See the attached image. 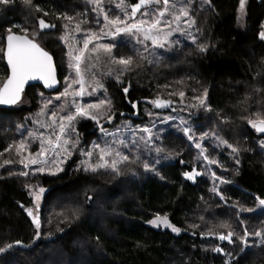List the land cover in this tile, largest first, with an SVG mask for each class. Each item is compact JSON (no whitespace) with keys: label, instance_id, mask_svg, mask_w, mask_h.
<instances>
[{"label":"trees","instance_id":"obj_1","mask_svg":"<svg viewBox=\"0 0 264 264\" xmlns=\"http://www.w3.org/2000/svg\"><path fill=\"white\" fill-rule=\"evenodd\" d=\"M118 2L102 0L110 17L119 15L123 18V12L115 7ZM136 2L125 0V5ZM93 7L87 0H31L30 4L25 0H13L7 8L0 6V77L5 80L9 74L4 52L7 29L11 27L12 32L19 33H25L22 28H27L25 34L54 56L61 79V86L55 92L47 91L42 85H32L24 91V104L0 105V153L16 140L6 131V122L12 118L21 121L37 113L45 98L55 99L64 90L65 77L75 78V69L69 68L68 44L83 47L86 30L100 32L103 16H97ZM65 14L72 16L73 21L64 19ZM190 15L195 20L192 27L180 24L190 36L174 32L169 40L171 46L166 45L163 49H153L147 42L148 51L144 53L147 59L143 61L136 54L137 50L144 51L143 45L137 44L129 35L120 34L114 40L98 41L116 43L113 54L117 57L133 56L132 70L125 72L122 83L118 84L115 69L119 66L108 64L103 54L97 61L93 54V58L84 61V67L88 63L95 65L87 75L91 79L94 75L104 87L97 95L86 98L84 104L102 99L111 101V114L117 122L128 119L132 125L140 126H150L174 113L187 119V113H190L194 117L189 124L197 138L199 133L209 132V137L201 143L206 155L219 164L207 165L198 156L199 150L183 136L180 124L173 120L157 125L154 130L159 139L153 143L162 148L161 152L145 149L141 144L140 160L131 162L130 159L127 164H122V174L105 170L85 172L82 165L85 157L78 150L88 149L99 134L95 121L79 118L73 126L83 136L82 142L76 153L62 165V171L55 175L39 172L23 178L18 175L22 171L20 165L7 164L0 168V247L16 240L22 242V245H14L0 253V264H45L46 259L51 264L49 256L53 252L65 264H225V261L229 264H264V245L259 244L257 238L250 236V246L244 252L237 239L245 228L250 233L257 229L264 231V208L256 200V197L264 199V150L260 147L264 134L256 133L247 120L242 119L255 118L252 114L258 110L264 115V104L256 103L264 97V91L253 92L255 87L264 88V41L258 35L264 30L261 28L264 0H246L242 13L239 0H210L203 6L201 0H193ZM140 16L138 12L135 19ZM40 19L55 27L42 31ZM81 21L82 31L76 32L75 23ZM16 24L19 27H13ZM65 24H68L67 29ZM62 36L64 40H61ZM191 37H195L196 43ZM95 43L97 41L89 48ZM201 43L209 46L203 53L197 51V44ZM149 60L154 62L150 64ZM109 69H113L111 76L106 74ZM123 87H129L127 94L122 91ZM204 89H207L205 103L211 107L210 112L199 106L190 107L198 105L193 97L200 96ZM179 91L185 92L182 103L178 95H169ZM246 94H251L248 103H238ZM157 97L173 103L167 109H156L148 101ZM62 98L55 102L61 104ZM132 102L136 103V109L131 107ZM225 117L227 122H222ZM105 126L109 127L108 124ZM213 131L238 147V155L231 154L226 145L216 147L211 139ZM126 154L131 158V153L127 151ZM146 160L154 165L155 171L144 170ZM193 167L201 173L194 181L182 175ZM10 172L13 175H9ZM212 172L228 183L213 181ZM33 182L48 188L41 209V235L35 240V226L24 211V208L34 206L26 187ZM214 184L224 196L223 201L210 191ZM98 188L105 191L110 202L106 207L114 212L105 219L93 218L91 213L93 203L99 199L94 192ZM240 205L253 211H238ZM157 214H167L170 223L181 232L176 234L168 228L148 224L147 221ZM222 222H227L230 227H218ZM193 224L197 227L193 228ZM209 229H212L211 234ZM228 231L235 233L233 244L218 238L217 233L226 235ZM216 247H221L223 254L213 251Z\"/></svg>","mask_w":264,"mask_h":264},{"label":"snow or ice","instance_id":"obj_2","mask_svg":"<svg viewBox=\"0 0 264 264\" xmlns=\"http://www.w3.org/2000/svg\"><path fill=\"white\" fill-rule=\"evenodd\" d=\"M13 0H0V6H4L7 8ZM246 0H239V11L242 13L245 8ZM26 4H30L31 0H25ZM87 3L90 5H94L92 11L97 13V16L102 15L104 20V25L100 28V32H92L91 30H86V34L83 37V47H79L76 49H72L69 46V68L75 69V78L71 83H68L67 87H65L64 91L55 97L57 101L64 97L72 96L82 97L85 95L86 85L91 88V92H95L97 88H103L104 85L100 83L99 80L92 76L91 83L86 80V75L88 72L95 67V65L88 63L84 68H82V62L86 60H90L93 58V54H95L94 58L99 61L101 54H103L105 61L111 65H118L119 67L115 69L116 71V82L122 83L121 77L125 72L132 70L133 65V56L129 55L127 57L120 56L117 57L113 54V49L117 47L116 43H99L98 41L101 38V33L103 35H108L113 38V40L120 34H125L131 36L137 44L143 45L144 51L140 52L137 50V55L140 57L141 61L147 59L144 55L148 51V43L150 42L153 46L159 47L161 49L165 48L166 45L171 46V42L169 41V37L173 35L174 32H183L186 35H191L187 33L185 29L180 28V24L183 23L187 25L189 28L192 27L195 23V20L190 15V10L192 8L193 0H137L136 3L125 5V0H119L116 3L115 7L123 12V18L117 15L114 17H110L108 13L105 11L102 0H87ZM210 0H201V6L208 5ZM152 6H155L153 8ZM130 8V12L128 11ZM144 9V11H140ZM40 11L39 7L36 9ZM140 12L142 18L135 19L137 13ZM47 15L48 13H44ZM77 15H80L77 13ZM59 18V17H58ZM64 19L69 22L73 21L72 16H68L65 14ZM133 22H128V21ZM97 24L99 25V19H97ZM81 22L75 23V31L80 32ZM172 25H176V27H172ZM13 27H19L18 25H13ZM39 27L41 30L55 27V25H50L46 23L43 19L39 20ZM64 28H68V24L64 25ZM261 28L264 29V24L261 25ZM106 29V31H105ZM22 31L27 33V28H22ZM9 33L7 35V47L4 52V56L7 60L8 68L10 69V75L7 76V79L0 85V105H15L21 99V92L23 91L24 85L29 80H40L43 82L45 88H52L56 83V75L55 69L53 66V58L52 56L44 51L38 43L34 41V39L28 38L27 35L20 36L12 34V29L9 27L7 29ZM259 38L264 41V30L259 32ZM65 37H61V40H64ZM192 42L196 43L195 37H191ZM93 41H97L93 47L89 48V45L93 44ZM178 43V42H177ZM208 44L201 43L197 44V51L203 53L208 49ZM86 51L88 55L86 56ZM155 54L154 51L152 53ZM159 61V57H156V62ZM154 61L149 60L148 63H153ZM113 69H109L106 73L107 75H112ZM65 80L68 81L69 77H65ZM72 84H78L79 88L77 90L69 91L72 88ZM122 91L127 94L129 92V87H123ZM264 91V88L255 87L253 88V92L259 94ZM42 95V94H41ZM169 95H178L181 98V103L183 102V97L185 96L184 91H179L178 93H169ZM207 96V89H204L203 93L200 96H194L193 99L198 101V105H190V107H201L205 111H212L211 107L205 103V99ZM251 99V94H246L242 101H239L240 104H247ZM52 99H48L44 102L41 107L39 115H43L47 106L52 104ZM156 108H167L172 105L171 100H165L157 97L156 99L148 101ZM256 103L258 105L264 104V97L257 99ZM102 105L108 106V112L104 113L103 111L94 113L93 109H100ZM72 107L75 111H67L64 114H59L63 112L64 105H57L56 110H50V114L47 116V120L51 121V124H42V127H51L54 129V139L49 137L47 139L48 147L45 148V139L43 138V133H40L41 141H40V149L37 153L32 154L28 153L27 156L23 155L26 150V139L33 138L36 133L29 131L28 137L22 138L18 142L14 141L13 143L8 144V146L4 149V152H8L10 149L15 147V154L19 157V163L23 165L25 169H28L30 165H37L38 167L34 168L33 172H44L48 170L50 174L55 175L57 172L62 171L60 167V163L56 159L51 161V166L49 167V161L46 158V154L55 155L59 157L61 152L67 153L70 155L69 148H75L77 143L79 142V134L76 132L74 122L78 117H87L91 120L95 121L99 127V131L102 134V137H112L111 142L107 139H104V143H96L93 142L91 146L86 150H81V155L86 156L87 159L82 161L83 170L85 172L91 171L96 173L99 170L111 171L116 175H120V165L127 164L130 159L131 162H136L140 160V156L138 151L141 147V144L145 149L154 148L157 153L162 151V148L156 147L153 141L155 139H159L155 133L152 132V129L148 126H140L136 125L132 127L128 123H124L122 125L116 126L113 132H108L101 124L100 119L102 116H105L109 123L113 120V115L111 114V101L100 100L97 103L93 104H80L73 99ZM131 107L136 109L137 105L135 102L131 103ZM247 110V109H245ZM147 111V110H146ZM123 115V113H121ZM149 116L152 113H148ZM219 116V113H217ZM255 118L251 117H242V119L247 120V124L255 130L256 133L264 134V115L258 110L252 114ZM165 120L175 119L174 117H165ZM34 123H40V120H34ZM222 122H227V118H223ZM17 129L19 130L22 125H17ZM122 129L124 131H122ZM180 130L183 133V136L190 142L191 146H194L199 150L198 156L201 157L207 165L219 164V162L210 158L206 155V149L203 147L201 141L209 137V132L204 131L199 133V138H197V134L194 129L187 124L183 118L180 121ZM125 131L127 132V136H125ZM72 134H76L77 139L75 141L71 140L70 137ZM211 139L215 141V146L219 147L221 145H226L227 148L231 149V154L238 155L240 149L234 146L232 143H229L227 140L223 139L219 135L215 133V131L211 132ZM260 147L264 150V141H261ZM124 150H127L131 153V158L128 154L125 153ZM3 155V153H0ZM93 157H96L95 161H93ZM64 158H67L66 156ZM13 163L12 160H4L3 163H0V168L4 167L6 164ZM183 163V161H181ZM236 163H239V160H236ZM143 168L145 171H155V167L152 163L147 160L143 162ZM159 175V173H156ZM9 175H13V173H9ZM21 176H27L28 173L26 171H21L19 173ZM182 175L188 180L194 181L196 176L201 175L199 171L195 167L192 168L190 172H184ZM213 181L219 180L221 184L228 183L223 177L216 176L215 172H212ZM30 187V186H28ZM45 191L44 188H39L38 191H33L30 194L33 196V201L35 204L36 211L34 212L31 208H24L23 205H20L24 208V211L31 218L32 224L35 226V239L40 238V228L41 221L38 214L39 210V199L40 194ZM215 195L219 196L223 201L224 196L219 190L218 185H213L210 189ZM88 200L91 201L92 197L89 196ZM258 205L261 208H264V199L260 197H256ZM238 211H247L251 212L253 209L245 208L243 205L238 207ZM76 215V213H73ZM203 219V217H201ZM148 224L154 227H160L161 225L165 228L170 229L173 233L179 234L181 229L171 224L168 220L167 214L164 216H160L157 214L153 219L147 221ZM243 225V221L240 222ZM193 228L197 227V225L193 224ZM220 228H229L230 225L227 222H222L218 225ZM208 233H212V229L208 230ZM201 235H205V233H201ZM218 238L221 241H227L229 244L235 243L233 240V236L235 233L233 231H228L227 234L217 233ZM253 236L257 238V242L259 244L264 245V231L257 229L254 232H249L247 228L244 229L243 234L237 237L240 245L241 252H244L246 248L250 246V242L248 238ZM98 239V238H97ZM14 245H22L20 240H16L13 244H5L3 247H0V253H4L7 250L11 249ZM213 251L217 253H222L224 250L221 247H216ZM230 255V254H229ZM225 264H229L228 261H225Z\"/></svg>","mask_w":264,"mask_h":264},{"label":"rangeland","instance_id":"obj_3","mask_svg":"<svg viewBox=\"0 0 264 264\" xmlns=\"http://www.w3.org/2000/svg\"><path fill=\"white\" fill-rule=\"evenodd\" d=\"M140 18H142L141 16L139 17V18H137V19H140ZM17 25V24H16ZM172 27H176V25H172ZM122 35V34H121ZM118 36H120V35H118ZM117 36V37H118ZM108 39H113L112 37H110V36H108L107 35V37H104V36H102L101 38H100V40L99 41H103V40H108ZM169 40H170V37L168 38ZM68 42V41H67ZM69 46H71V48L72 49H76V48H78L76 45H72V44H68V48H69ZM70 50V49H69ZM84 62H82V68L84 67ZM74 78H70L68 81H67V85H68V83H71L72 82V80H73ZM86 80L89 82V84L91 83V78L88 76V75H86ZM3 82H4V80L0 77V85H2L3 84ZM67 85H66V87H67ZM79 88V85L78 84H72V88L69 90L70 92L71 91H73V90H77ZM65 89V88H64ZM100 89H102V88H97V90L93 93V92H91V88L88 86V85H86V91H85V95L84 96H82V97H75V98H73L72 96H69V97H67V99H65L64 97L62 98V103L61 104H57L56 102H55V99H52V104H50V105H48L47 106V109L45 110V113L43 114V115H39L38 116V114L40 113V111H38L37 113H34V114H31V115H28L27 117H25L23 120H19L20 118H12V119H10V120H8L7 122H6V131H8L10 134H9V136H12V137H14V138H16V140H13L12 142H10V143H13L14 141H16V142H18L19 140H21L22 138H26V137H28V132L29 131H32V132H34V133H36V135L33 137V138H28V139H26V141H25V143H26V145H27V147H26V150H25V152L23 153V155H25V156H27L28 155V153H32V154H35V153H37L38 151H39V149H40V146H41V144H40V141H41V137H40V133H43V138L45 139V148H47L48 147V145H47V139L49 138V137H51L52 139H54V135H53V133H54V129L53 128H51V127H42L41 125L42 124H51V121L50 120H47V116L50 114V110H56V106L57 105H64V110H63V112H60L59 114H64V113H66L67 111H75V109L72 107V103H73V99H75V101L77 102V103H80V104H84L85 103V99L86 98H88V97H93V96H95V95H97L98 94V92L100 91ZM64 91V90H63ZM62 91V92H63ZM61 92V93H62ZM60 93V94H61ZM60 94H57L55 97H57L58 95H60ZM46 100H48V98H45L44 99V102L46 101ZM102 100H105V99H102ZM42 101V100H41ZM44 102H43V104H44ZM24 104L25 103V101L24 100H21L18 104ZM93 103H97V102H93ZM92 103V104H93ZM43 104H42V106H43ZM66 104L68 105V107L66 106ZM177 108V107H176ZM175 108V109H176ZM175 109H174V111H175ZM94 111H92V112H94V113H97V112H101V111H103L104 113H107L108 112V106L107 105H102L101 106V108L100 109H93ZM113 115V114H112ZM187 115H189V117H186L187 119H185V118H183V117H181L178 113H174V114H171V115H166V117H174L175 119H169V120H165L164 118L162 119V120H160V121H158V122H156V123H154V124H152V125H150V126H148V127H150L151 129H152V132L154 133V130L156 129V126L157 125H159V124H161V123H165V122H169V121H173V120H175V121H177L179 124H180V121H181V118H183V120H185L186 122H187V124L188 125H190L189 123H190V121L193 119V117H194V115H191L190 113H187ZM191 115V116H190ZM113 117H114V115H113ZM3 117H1V119H2ZM79 118H82V117H78L77 119H76V121L79 119ZM37 119H39L40 120V123H34L33 121L34 120H37ZM75 121V122H76ZM75 122H74V124H75ZM124 123H128V124H130L132 127H135L136 125H132V122L130 121V120H128V119H125V120H122V121H120V122H117L116 121V118L114 117L113 118V120H112V122L111 123H109L108 121H107V119H106V117L105 116H102L101 117V119H100V124L108 131V132H113L114 130H115V128H116V126H118V125H122V124H124ZM22 125V127L18 130L17 129V125ZM109 125V127H106L105 125ZM191 126V125H190ZM97 127H98V125H97ZM122 131H124L123 129H122ZM79 134V133H78ZM98 134H99V138H97V139H95V140H93L92 142H91V144L93 143V142H96V143H100V144H103L104 143V139H107L109 142H111V140H112V137H107V138H104V137H102V134H101V132L99 131V127H98ZM155 134H157V133H155ZM128 134H127V132L125 131V136H127ZM82 135H80L79 134V142L77 143V145H76V147L75 148H69V152L71 153L70 155H68L67 153H64V152H61L60 153V155H59V157H57V156H55V155H48V154H46V158L48 159V161H49V167L51 166V161L53 160V159H56L58 162L60 161V160H62L63 162L62 163H60V167L62 168V165L67 161V160H69L73 155H74V153H76L75 151L78 149V146H79V144L82 142ZM70 139L71 140H73V141H75L76 139H77V136H76V134H72L71 135V137H70ZM91 144H90V146H91ZM89 146V147H90ZM88 147V148H89ZM83 149H85V148H83ZM125 151V153L127 152V150H124ZM78 152L81 154V151L80 150H78ZM3 153V156L0 158V163H3V161L4 160H6V159H8V160H12L13 161V163H11L10 165H15V167H19V165H20V167H22L21 169H22V171H26L27 173H28V175L27 176H30V177H32L33 175H35L36 173H39V172H33L32 170L34 169V168H36V167H38L37 165H30L29 166V168L28 169H25L24 167H23V165L22 164H20L19 163V157L15 154V147H13L12 149H10L8 152H2ZM67 157V158H64V157ZM85 157V160L87 159V157L86 156H84ZM95 159H96V157H93V161H95ZM7 165V164H6ZM121 166V165H120ZM18 173H20V172H18ZM41 173V172H40ZM42 173H50L48 170H45L44 172H42ZM58 173V172H57ZM56 173V174H57ZM19 175V174H18ZM20 177H23V178H26L27 176H21V175H19ZM217 176V175H216ZM219 177V176H218ZM219 181V180H218ZM219 183H220V181H219ZM28 186H30V187H28ZM27 187V190L29 191V194L31 193V192H33V191H38V189L39 188H44L45 189V191L43 192V193H41L40 194V199H39V210H38V214H39V217H40V221L42 222V217H41V209H42V206H43V200H44V196H45V194L47 193V191H48V188H46V187H44V186H42V185H40L39 183H37V182H33V183H28V185L26 186ZM94 192H96L97 194H98V197H99V199L96 201V202H94L93 203V205H92V207H94V208H91V213H93V218H97V217H99V218H101V219H105L106 217H108V216H111V215H113L114 214V212L112 213V212H110L108 209H107V205L108 204H110V202L108 201V198H107V196H106V193H105V191L104 190H102V189H96ZM30 196L32 197V199H33V196L30 194ZM128 196V195H127ZM75 199V198H74ZM34 202V201H33ZM61 205H63V204H61ZM105 205V206H104ZM232 205H234V204H232ZM64 206V208L66 207L65 205H63ZM234 207H236V206H234ZM32 209H33V211L35 212L36 211V208H35V204H34V206L32 207ZM94 209H96V210H94ZM99 211V212H98ZM95 213V214H94ZM152 226V225H151ZM154 227V226H153ZM155 228H165L164 226H160V227H155ZM250 238V237H249ZM248 238V239H249ZM76 246V245H75ZM81 246V245H80ZM77 247H78V245H77ZM82 247V246H81ZM82 249H84V248H82ZM79 251H81V250H79ZM29 258H30V256H29ZM49 258H51V261H50V263L51 264H65V263H62L61 262V257H58V255L57 254H55L54 252L52 253V254H50V256H49ZM48 259H46V261H45V264H49V262L47 261ZM77 262H75V264H76ZM11 264H16V263H11ZM67 264V263H66ZM70 264H73V263H71L70 262Z\"/></svg>","mask_w":264,"mask_h":264},{"label":"water","instance_id":"obj_4","mask_svg":"<svg viewBox=\"0 0 264 264\" xmlns=\"http://www.w3.org/2000/svg\"><path fill=\"white\" fill-rule=\"evenodd\" d=\"M51 28H47V29H44V30H42V31H47V30H50ZM12 34H15V35H20V36H25V35H27V34H25V33H19V32H12ZM28 36V38H31L29 35H27ZM32 39V38H31ZM34 41L36 42V43H38L35 39H34ZM39 44V43H38ZM39 46L44 50V51H46V52H48L51 56H52V58H53V66H54V69H55V75H56V83H55V85L52 87V88H45L44 87V85H43V82L42 81H40V80H29V81H27L26 83H25V85H24V88H23V91L21 92V99H20V101L22 100V98H23V94H24V91L29 87V86H32V85H42L47 91H49V92H55V91H57L59 88H60V86H61V79H60V75H59V70H58V67H57V64H56V60H55V58H54V56L48 51V50H46L44 47H42V45H40L39 44ZM6 47H7V37H6V44H5V51H6ZM4 59H5V64H6V67L8 68V65H7V60H6V58H5V56H4ZM8 71H9V74L8 75H10V69L8 68ZM7 79V78H6ZM5 79V80H6ZM4 80V81H5ZM19 101V102H20ZM18 102V103H19ZM17 103V104H18ZM173 103V102H172ZM17 104H15V105H17ZM15 105H1V106H5V107H11V106H15ZM154 108H156V107H154ZM168 108V107H167ZM167 108H156V109H167Z\"/></svg>","mask_w":264,"mask_h":264}]
</instances>
